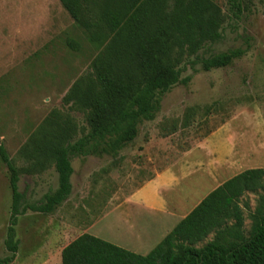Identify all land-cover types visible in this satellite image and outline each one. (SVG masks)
I'll use <instances>...</instances> for the list:
<instances>
[{"label": "rangeland", "instance_id": "rangeland-1", "mask_svg": "<svg viewBox=\"0 0 264 264\" xmlns=\"http://www.w3.org/2000/svg\"><path fill=\"white\" fill-rule=\"evenodd\" d=\"M240 1L243 10L234 15L227 0H216L225 15L222 38L179 64L181 78L190 82L162 96L160 111L139 125L131 143L115 156L71 153V195L51 213L26 209L19 216V250L9 264H60L61 249L85 232L112 243L111 236L141 240L147 254L194 206L197 195L190 199V188L200 183L203 197L246 169L264 168V0ZM235 48L246 53L231 66L202 69L203 58ZM100 50L56 0H0V142L20 169L27 206L58 188V174L53 165L29 171L20 150L47 119L69 128L71 143L89 133L86 113L66 96L91 71ZM157 171L164 173L163 184L175 181L164 193V207L190 199L181 207L171 204L176 216L137 205L141 193H151L142 186ZM11 200L8 170L0 161V264L12 255L5 246ZM244 202L254 212L259 194L247 193ZM245 217L248 236L249 210ZM142 225L146 231L138 237Z\"/></svg>", "mask_w": 264, "mask_h": 264}, {"label": "trees", "instance_id": "trees-1", "mask_svg": "<svg viewBox=\"0 0 264 264\" xmlns=\"http://www.w3.org/2000/svg\"><path fill=\"white\" fill-rule=\"evenodd\" d=\"M74 22L101 46L91 71L70 87L66 101L86 113L89 133L71 143L70 129L47 119L23 145L28 170L53 165L58 188L39 204L25 205L19 190L20 169L0 142V161L9 174L11 214L5 239L12 253L19 250L16 226L26 209L51 213L72 193V152L115 156L131 143L139 125L153 120L162 96L181 78L179 64L197 55L207 43L222 38L225 15L216 0H59ZM234 15L240 0H227ZM73 47L74 41L68 40ZM245 49L235 48L203 58L202 69L231 66ZM247 193L259 194L250 211L242 203ZM245 210L252 220L244 234ZM213 234L212 240L202 244ZM62 264H264V168L244 170L211 191L147 254H140L88 232L67 244Z\"/></svg>", "mask_w": 264, "mask_h": 264}, {"label": "crops", "instance_id": "crops-1", "mask_svg": "<svg viewBox=\"0 0 264 264\" xmlns=\"http://www.w3.org/2000/svg\"><path fill=\"white\" fill-rule=\"evenodd\" d=\"M42 1H44V0H42ZM49 1V0H48ZM56 2H58L59 3V5L61 6V8H63L64 9V7L62 6V4H61V2L59 1V0H56ZM37 4V3H36ZM249 169H251V168H249ZM247 170V169H246ZM163 174L164 173H162V172H156L155 174H154V176H152L149 180H147L146 181V183L144 184V186H142V188H147V187H151V189L149 190L151 193H149L148 195L147 194H140L141 195V199H139L138 200V203H137V205H139V206H141V207H143L145 210H149V211H151L152 213H154V214H157V215H167L168 217L169 216H176L174 213H173V211H170L169 210V208L172 206L171 204H173V205H178L179 207H181V205L183 204H185L186 203V205H187V202H190V199H195L196 198V195H197V198H196V200H195V202H194V206L189 210V212L186 214V215H188L211 191H213L216 187H218L220 184H222V183H220L218 186H216L215 188H213L210 192H208L207 194H205L203 197H202V195L200 194V188L202 187V185L199 183L198 185H196L195 187H192V188H190L191 189V193H190V196H189V198H186L188 201L187 202H185L186 200H184L183 198L182 199H180V200H177V201H174V202H172L171 204H170V206H169V208L168 207H164V204H165V201H166V198H165V192H167V191H169L170 190V188L169 187H171V186H173V184H175V181L172 179L171 181V183H169V184H163V182H164V178H163ZM168 179V178H167ZM228 180V179H227ZM226 181V180H225ZM202 183V182H201ZM145 188V189H146ZM137 194V193H136ZM135 195V194H134ZM134 195L132 196V197H134ZM164 195V196H163ZM200 198V199H199ZM167 202V201H166ZM186 215H184V216H181L182 217V219L186 216ZM122 218V217H121ZM181 219V220H182ZM122 220V219H121ZM180 220V221H181ZM124 221H126L127 222V224H130L129 222H131L132 221V217H126V219H124ZM179 221V222H180ZM178 222V223H179ZM177 225V224H176ZM175 225V226H176ZM174 226V227H175ZM146 225H142V226H140L139 228H138V233L136 234V236L138 235V237H141L142 235H140L139 234V232L140 233H142V234H144L145 233V231H146ZM173 227V228H174ZM173 228H171V230L173 229ZM89 233V232H88ZM81 235V234H80ZM167 235V234H166ZM110 240H112V241H115L116 243H114V244H116V245H119V246H123L124 248H126V249H130L131 251H134V252H137V253H140V254H142V253H145V250L146 249H149L148 248V246H146L147 244H142L143 243V241H141L140 240V243H138V244H134V243H126V242H123L122 240H120V239H118V238H116V237H113V236H111L110 238H109ZM70 243V242H69ZM69 243H67V244H69ZM66 244V245H67ZM144 245H145V247H144ZM65 247V246H64ZM63 247V248H64ZM144 247V248H143ZM62 248V249H63ZM62 249H61V251H60V256H59V262H60V264H62V261H61V252H62ZM148 253V252H147Z\"/></svg>", "mask_w": 264, "mask_h": 264}]
</instances>
